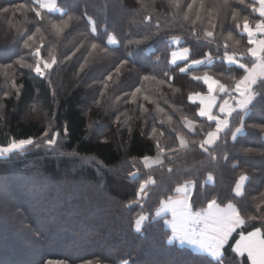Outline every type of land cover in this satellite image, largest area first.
<instances>
[{
    "label": "trees",
    "instance_id": "1",
    "mask_svg": "<svg viewBox=\"0 0 264 264\" xmlns=\"http://www.w3.org/2000/svg\"><path fill=\"white\" fill-rule=\"evenodd\" d=\"M53 2L59 11L44 9L37 17L30 10L32 0H0V69L12 64L7 77L0 70V147L21 139L40 142L48 129L60 138L55 152L32 147L24 155L0 158L6 193L0 195V264H149L145 258H151L150 264H250L233 246L240 232L247 236L259 228L264 238V81H257L252 104L239 117H229V128L205 146L207 152L200 143L214 123L210 127L198 115L199 98L192 103L188 97L206 94L203 81L193 80V74L207 72L234 86L231 77L239 78L242 70L219 57L227 43L229 54L250 60L243 17L254 29L260 17L253 12V0H228L227 6L224 0H196L192 11L187 8L192 0ZM205 30L212 37H205ZM29 36L31 47L25 48ZM37 47L41 60L50 63L51 52L57 61L43 76L16 63L23 57L35 66ZM184 47L190 60L209 54L211 63L180 73L188 62L171 64V53ZM146 75L156 79L144 80ZM185 118L196 124L193 135L183 128ZM241 118L242 131L233 140L231 132ZM179 136L188 140L185 149H179ZM158 155L161 164L142 167L143 159ZM125 165L133 168L123 170ZM242 176L247 178L243 195L236 196ZM149 177L155 183L141 193L140 184ZM185 185L192 187V210L207 208L214 198L224 209L233 203L245 218L218 260L170 242L166 218L156 219L161 201ZM53 197L59 202L55 207ZM32 212L37 224L30 220ZM140 215L148 219L137 232ZM253 215L257 219H247Z\"/></svg>",
    "mask_w": 264,
    "mask_h": 264
},
{
    "label": "snow or ice",
    "instance_id": "2",
    "mask_svg": "<svg viewBox=\"0 0 264 264\" xmlns=\"http://www.w3.org/2000/svg\"><path fill=\"white\" fill-rule=\"evenodd\" d=\"M196 0H192V3L187 5L189 11H192ZM240 3H244V0H238ZM259 5L258 8L253 7V12H257L261 19L255 21V29L250 27L249 19L247 16L243 17V32L247 33V43L251 45L246 49L247 56L251 59H245L244 54H241L239 57L235 52L229 54L227 51L228 45L225 43L224 48L225 52L223 57H219L223 60H226L230 65H236L238 69L242 70V73L239 75V78L232 76L231 79L235 82L233 87H228L223 83H220L218 80L213 79L209 76L207 72H204L203 75H192L193 80L203 81V84L207 86V95H202L196 93L195 95H190L188 99L192 103H196V98H199V110L198 115L200 117H205L209 122L211 127V122H215V130L208 131L206 134V139L200 143V147L204 149L205 152L209 150L205 145L211 147L215 144L216 140L219 139V134L224 132L225 129L229 128L228 117H231L233 113H237L239 117L240 113L245 112L249 105L252 104L255 99V93L252 92L251 86L256 84L257 81H264V0H255ZM228 0H224L225 6H227ZM31 11L35 12L37 17L41 16V12L44 9H47L48 12H52L56 5L45 4L44 0H32ZM20 8H24L25 5H19ZM176 7H179V4L176 3ZM201 8L203 5L201 4ZM184 20H188L189 17L187 14L184 15ZM196 18L199 19V14H196ZM233 20L237 19V15H233ZM61 23L66 24V21ZM239 28V24L236 25ZM54 29H59V25L56 23L52 24ZM215 27V25H213ZM37 32H40V29H36ZM95 31V29H93ZM205 37H212L213 32L209 30L204 31ZM231 33L227 39H232ZM33 36H29L24 42L25 48H30L31 45L28 41L32 40ZM178 38H174L176 40ZM114 40L112 37H109V43H113ZM129 43L139 44L141 41L130 40ZM236 44H239V41H235ZM98 47L96 44H92V48L95 49ZM37 58L35 66L32 64H26L24 58L21 57L16 61L20 67L32 68L34 72L39 75H45L47 69H51L54 64H56V57L51 56V62L47 60H41L40 48L37 47L33 53ZM170 63L173 65L177 64V61L188 62L184 66L179 67L180 73H186L189 69L196 66L204 64L206 61L211 63L212 56L205 54L203 59L189 58V48L184 47L181 51H172ZM128 63L127 60L122 61V64ZM43 65V68L41 67ZM12 68V64L4 66L3 71L5 77L8 76V69ZM83 70V68H81ZM120 69L117 68L116 71ZM14 75V73H13ZM165 76H168V73H164ZM109 80L112 79L111 76H108ZM144 80H155V76H144ZM158 83L163 84L164 81L160 80ZM15 86V85H13ZM215 86V87H214ZM136 92H140V89L137 88ZM235 92L236 96H233L232 93ZM240 97V98H238ZM145 100L149 98L144 97ZM234 101L233 104L229 103V100ZM219 100V103H218ZM143 107V105H141ZM214 108H218V114L213 112ZM185 126L189 131L194 130L195 125L193 121L187 120L185 118ZM243 128V119H240V126L236 127L234 131L231 132L233 140L236 139L237 133H240ZM44 136H48V132L45 131ZM33 143L32 139H21L18 142L12 141L7 147L0 148V155L5 153L12 152L13 150L23 149L26 145H31ZM47 145L51 146L56 143L55 137L50 138L45 142ZM180 145L183 147L185 145V140L181 138ZM162 151V149H161ZM175 151V149H173ZM171 171V169H169ZM211 179V177L209 178ZM247 179L246 177H241V181ZM155 183L150 177L140 184V192L143 193L145 188L149 184ZM189 186H181L176 188V193L178 198L173 199L168 198L167 202L161 201L160 208L156 211V216L159 217L163 212L170 211L172 214V221L170 222L173 233L176 234L180 243H188L193 246H198L199 248L206 251L210 256L220 258L221 249L228 243L232 233L236 231L237 228H241L245 224V218L242 216L241 210H239L233 203H228L226 209H221L216 199H212L208 205L207 209L201 212H193L192 204L190 201ZM236 196H242V184L237 183L235 188ZM138 199L134 203H140ZM148 217L140 215L136 220V230L140 231L142 223L146 221ZM248 220L257 219L256 216H248ZM166 223H169L166 221ZM264 227V225H262ZM239 239L235 241L233 251L237 254L243 256L247 252L248 258L251 260V264H264V238H261V230L257 228L255 231L249 232L247 236L243 232L238 233ZM47 264H61V262L53 260H48ZM90 264V262H88Z\"/></svg>",
    "mask_w": 264,
    "mask_h": 264
},
{
    "label": "rangeland",
    "instance_id": "3",
    "mask_svg": "<svg viewBox=\"0 0 264 264\" xmlns=\"http://www.w3.org/2000/svg\"><path fill=\"white\" fill-rule=\"evenodd\" d=\"M44 3L45 4H52V3H54L53 2V0H44ZM45 10H47V9H45ZM55 11H59L56 7H55V9L52 11V12H55ZM174 42V45L176 44V42L175 41H173ZM108 44L109 45H115L116 43H115V41L113 42V43H109V41H108ZM255 86V84L254 85H252V87H251V89H253V87ZM53 137H55V140H56V143L54 144V145H51V146H49V145H47L45 142L47 141V140H49L50 138H53ZM179 137H181V136H179ZM178 137V138H179ZM59 136H58V134L56 133V132H54L53 130H50V129H48V136H45V138L44 139H42L40 142H37V141H33V143L31 144V145H26L23 149H17V150H13L12 152H9V153H5V154H3V155H0V158H6V157H8L9 155H11V154H14V153H20L21 155H24L25 153H27L28 151H29V149H31L32 147L34 148V150H37V149H39L40 150V152H41V150H43V151H45V152H47V150L48 149H51L52 150V152H55L56 150H57V148H58V142H59ZM179 144V143H178ZM1 148V147H0ZM36 148V149H35ZM159 156V155H158ZM150 159H143L142 161H141V165H142V167H144L145 169H151V166L148 164V161H149ZM124 168L125 169H123V170H129V169H132L133 167L131 166V165H125L124 166ZM135 173L136 172H132V173H130L131 175H135ZM239 181V180H238ZM242 181L240 180V182L239 183H241ZM73 185H75L76 187H78L79 189L80 188H82V187H84V185L82 184V183H80V182H77V183H74L73 182ZM237 185V184H236ZM85 186H87V185H85ZM189 187H191V186H189ZM191 190H192V187L190 188ZM45 191V190H44ZM43 191V193H48V192H44ZM42 193V194H43ZM6 195V193H4V188H3V185L1 184V182H0V195H1V197L2 196H5ZM65 196H67V195H65V194H63V195H61L59 198V200H61L62 198H64ZM7 197V196H6ZM54 197H56V196H54ZM53 197V202H52V205L51 206H57V205H59V202H58V199H56V198H54ZM7 199V198H6ZM69 200V199H68ZM108 200V199H107ZM3 202V201H2ZM23 208L25 209V210H28V206L27 205H24L23 206ZM221 208V207H220ZM206 209V208H205ZM221 209H224V208H221ZM33 211V210H32ZM36 212H40L41 210L40 209H38V210H35ZM196 211H198V210H196ZM167 212H163L162 214H161V216H159V217H165L166 219H165V221H164V223H166V221H168L169 223H166L165 224V227H167V228H169V226L171 225L170 224V220H172L171 219V217H167L165 214H166ZM36 213L35 212H32V214H31V218H30V220L31 221H33V223L34 224H37V222H36V220H35V217H36V215H35ZM159 217H156V219H159ZM52 221H50V223H51ZM13 223V222H12ZM16 223V222H15ZM143 223H146L145 221L143 222ZM143 223H142V226H141V229H142V227H143ZM9 224V223H8ZM134 229H135V231H137L136 230V222H135V225H134ZM168 231H169V236H168V240L170 241V242H173V243H175L177 246H179V247H183V248H188V249H190V250H192L193 252L195 251L194 250V247H193V245H190V244H188V243H183V244H181L180 243V240L178 239V237L176 236V234H171V230L170 229H168ZM138 232V231H137ZM43 234H48V232L47 231H45V230H43ZM81 238H82V236H80ZM224 248V247H223ZM233 248H234V246H233ZM195 253H198V252H195ZM200 254H205V255H207L206 253H202V252H199ZM244 254H246L247 255V252H245ZM144 255H145V252H144ZM207 256H209V255H207ZM210 258H212V259H216V258H213L212 256H209ZM247 257H248V255H247ZM149 259H151V258H149ZM149 259L148 258H145L144 259V261L145 262H148L149 264H150V262H149ZM249 259V258H248ZM249 262H250V264H251V260L249 259Z\"/></svg>",
    "mask_w": 264,
    "mask_h": 264
},
{
    "label": "crops",
    "instance_id": "4",
    "mask_svg": "<svg viewBox=\"0 0 264 264\" xmlns=\"http://www.w3.org/2000/svg\"><path fill=\"white\" fill-rule=\"evenodd\" d=\"M253 2L255 3V6L254 7H256V8H258L259 7V5L255 2V0H253ZM257 13V12H256ZM257 15H258V13H257ZM259 16V15H258ZM261 19V18H260ZM254 29H255V26H254ZM250 47H251V45H250ZM250 58V57H249ZM251 59V58H250ZM206 86V85H205ZM215 87V86H214ZM252 87V86H251ZM204 95H207V86H206V94H204ZM232 95L233 96H236V93L235 92H233L232 93ZM238 98H240V97H238ZM229 103L230 104H233L234 103V101H232L231 99L229 100ZM213 112H215V113H217L218 114V108H216V109H213ZM201 118H204V119H206L205 117H201ZM228 119H229V117H228ZM207 120V119H206ZM194 123V125H195V127H196V124H195V122H193ZM212 123H214V128H213V130L212 131H214L215 130V122H212ZM183 128H184V130H185V132L186 133H188V134H190V135H193L194 134V132H195V128H194V130H192V131H189V129L185 126V123H184V125H183ZM181 138H183L184 140H185V145L183 146V147H181V145H180V140H181ZM205 139H206V137H205ZM178 143H179V149H185L187 146H188V140H187V138L186 137H184V136H181V137H179L178 138ZM205 146H207V145H205ZM162 163V157L159 155V156H156V157H153V158H150V160L148 161V164L151 166V168L152 167H155V166H158L159 164H161ZM240 180H241V178L239 179V181L237 182V183H239L240 182ZM245 182H246V179L245 180H243L242 182H241V184H242V190H243V187H244V184H245ZM191 187H189V193H190V195H191V189H190ZM236 188V187H235ZM176 198H178V196L176 195V196H174L173 197V199H176ZM207 209V208H206ZM203 210H205V209H202V210H198V211H196V210H192L193 212H201V211H203ZM167 217H171V219H172V214H171V212L170 211H167V213L165 214ZM170 221H172V220H170ZM168 229H170L172 232H171V234H174L173 233V230H172V228H171V225L169 226V228ZM194 247V252H202V253H206L207 255H209L206 251H204L203 249H201V248H199L198 246H193ZM223 249V248H222ZM222 249H221V255H222ZM220 255V256H221ZM210 256V255H209Z\"/></svg>",
    "mask_w": 264,
    "mask_h": 264
}]
</instances>
